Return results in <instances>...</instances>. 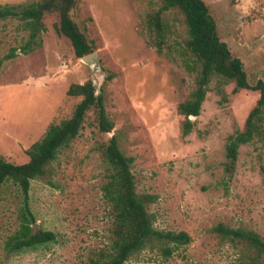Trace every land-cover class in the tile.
Wrapping results in <instances>:
<instances>
[{"label": "rangeland", "instance_id": "374dc122", "mask_svg": "<svg viewBox=\"0 0 264 264\" xmlns=\"http://www.w3.org/2000/svg\"><path fill=\"white\" fill-rule=\"evenodd\" d=\"M36 0H0L26 6ZM221 39L242 60L249 82H264V0H205ZM151 0H78L74 18L95 43L96 64L76 57L69 39L55 30L57 14L46 16L42 45L24 54L29 33L16 19L0 21V155L28 161L26 150L54 122L69 118L80 101L67 92L73 83L94 80L104 87L114 133L140 195L151 196L148 213L156 228L187 232L192 241L171 257L146 249L127 264H239L240 252L212 232L225 224L264 238V143L239 150L236 169L226 171L228 137L244 130L259 91L235 84L219 92L212 81L192 133L183 137L180 103L196 87L174 36L162 53L151 44L146 21ZM178 33L186 36L178 26ZM108 75L114 78L106 81ZM224 96L226 97L224 99ZM91 115L84 130L61 150L52 176L32 182L30 204L37 231L57 242L8 253L5 242L20 226L21 189L7 182L0 191V264H85L108 249L114 218L103 186L109 170L101 151L111 135L101 134ZM52 180L53 184H49Z\"/></svg>", "mask_w": 264, "mask_h": 264}, {"label": "trees", "instance_id": "16d2710c", "mask_svg": "<svg viewBox=\"0 0 264 264\" xmlns=\"http://www.w3.org/2000/svg\"><path fill=\"white\" fill-rule=\"evenodd\" d=\"M151 4L146 21L151 44L162 53L170 46L175 35L180 36L182 42L174 41L175 45L180 46V56L186 70L196 75L195 89L178 106V112L184 118L183 137L192 133L195 121L191 116H200L212 81H216L221 93L231 83L235 84L234 93L240 90L260 92L244 130L234 132L227 139L226 171L233 173L243 145L255 140L264 143V82L258 81L255 85L249 82L242 60L235 57L228 44L221 39L216 19L205 0H151ZM77 8L78 0H36L19 7L2 5L0 21L16 19L23 24L29 36L21 51L29 54L42 45L41 34L46 31V16L57 14L59 22L55 24L56 32L70 40L76 57L82 59L95 53L96 46L75 21ZM178 26L185 29L186 36L178 33ZM16 56L17 49L4 57L0 64ZM113 78V75H108L106 81ZM67 94L80 100L73 114L48 127L44 137L26 150V163L14 164L0 155V191L7 182H12L23 194L20 226L8 237L5 250L17 254L57 242L54 232L37 231L34 227L36 218L30 204L32 182L52 176V165L61 150L79 136L91 115H94L97 130L103 135H111L100 149L109 170L108 182L102 190L112 209L114 227L108 249L101 250L85 264H127L146 249L157 250L162 256L171 257L189 245L192 239L187 232L155 227L146 206L153 198L137 192L132 171L134 159L124 154L117 136L113 134L115 123L107 113L104 87L98 89L94 80L90 79L84 83H73ZM261 170L264 176V166ZM49 184H53L52 180ZM212 232L240 252L239 264H264V238L256 231L245 227L232 228L221 223L213 227Z\"/></svg>", "mask_w": 264, "mask_h": 264}, {"label": "water", "instance_id": "95a60500", "mask_svg": "<svg viewBox=\"0 0 264 264\" xmlns=\"http://www.w3.org/2000/svg\"><path fill=\"white\" fill-rule=\"evenodd\" d=\"M97 58V53H93V54H90V55H88V56H86V57H84V58H82V61L84 62V63H92V64H96V62H95V59ZM197 117H194V116H191V119L192 120H195Z\"/></svg>", "mask_w": 264, "mask_h": 264}]
</instances>
